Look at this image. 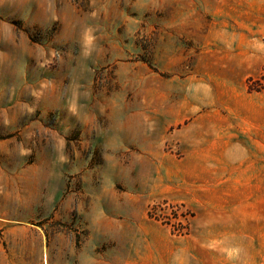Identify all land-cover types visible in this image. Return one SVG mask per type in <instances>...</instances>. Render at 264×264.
Here are the masks:
<instances>
[{"label": "rangeland", "instance_id": "374dc122", "mask_svg": "<svg viewBox=\"0 0 264 264\" xmlns=\"http://www.w3.org/2000/svg\"><path fill=\"white\" fill-rule=\"evenodd\" d=\"M81 3L0 0V264H264L200 225L208 157L264 208V0Z\"/></svg>", "mask_w": 264, "mask_h": 264}, {"label": "crops", "instance_id": "0c3cea01", "mask_svg": "<svg viewBox=\"0 0 264 264\" xmlns=\"http://www.w3.org/2000/svg\"><path fill=\"white\" fill-rule=\"evenodd\" d=\"M217 142V148L214 149L219 157L222 143L220 140ZM225 146L230 147L231 144L226 143ZM227 157L224 162L215 161L212 169L208 157V168H204H207V172L203 174L200 220L201 228L207 233L204 237V248L256 249L258 233L264 231V208H258L259 198L255 191L251 157L248 152L241 158L231 154ZM150 225L161 228L157 223ZM193 261L210 264L206 259L171 256L160 260L148 258L143 264H191Z\"/></svg>", "mask_w": 264, "mask_h": 264}, {"label": "trees", "instance_id": "16d2710c", "mask_svg": "<svg viewBox=\"0 0 264 264\" xmlns=\"http://www.w3.org/2000/svg\"><path fill=\"white\" fill-rule=\"evenodd\" d=\"M79 7L85 9V5L81 3V0H74ZM248 91L249 92H258V93H264V69L263 73L257 77V78H251L248 81Z\"/></svg>", "mask_w": 264, "mask_h": 264}, {"label": "built area", "instance_id": "2783aa9c", "mask_svg": "<svg viewBox=\"0 0 264 264\" xmlns=\"http://www.w3.org/2000/svg\"><path fill=\"white\" fill-rule=\"evenodd\" d=\"M172 209V216L168 217V224L171 225V227L173 228V230H178L180 232V230L184 229L185 226L182 223V221L180 220L181 218L183 219H187V214H184L183 212H178L177 211V207L178 206H170ZM183 227V228H182ZM182 228V229H179Z\"/></svg>", "mask_w": 264, "mask_h": 264}]
</instances>
